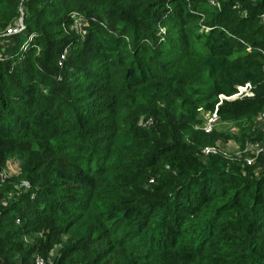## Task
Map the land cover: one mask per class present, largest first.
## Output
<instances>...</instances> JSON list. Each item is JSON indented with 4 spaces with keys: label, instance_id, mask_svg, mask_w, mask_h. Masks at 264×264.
<instances>
[{
    "label": "trees",
    "instance_id": "1",
    "mask_svg": "<svg viewBox=\"0 0 264 264\" xmlns=\"http://www.w3.org/2000/svg\"><path fill=\"white\" fill-rule=\"evenodd\" d=\"M215 1L0 0V264H264L260 159L198 155L201 112L264 143V0Z\"/></svg>",
    "mask_w": 264,
    "mask_h": 264
},
{
    "label": "rangeland",
    "instance_id": "2",
    "mask_svg": "<svg viewBox=\"0 0 264 264\" xmlns=\"http://www.w3.org/2000/svg\"><path fill=\"white\" fill-rule=\"evenodd\" d=\"M0 40L4 43L5 47L10 48L12 39L10 37H7V35H3L0 32ZM202 117V126H204L209 118L211 117V113L208 112H201ZM254 126L258 129L259 132L264 133V123L258 120L257 114L254 116ZM211 128H216L217 131L222 132L225 137H220L218 140L215 141V144L212 146L217 149V154H220L223 158H226L228 161L232 160H243L246 156V152H243L237 145L238 141H236V138L238 140V137L240 136V133L243 129V125L241 123V120H223L221 117H217V119L211 123ZM249 142V140H247ZM256 142H261L257 141ZM246 144V142H245ZM199 158L202 160L205 156L201 155L200 152H198ZM18 163L19 159L16 156L10 157L6 159L4 164L0 167V173L3 176V178L0 180V191L3 185L6 183L7 180L11 179L12 176L18 175ZM257 169H259V165H256ZM26 181V180H19L18 185L20 182ZM2 184V185H1ZM15 187H18V185L15 183ZM29 188V185L25 190ZM22 191V190H21ZM24 191V190H23ZM4 192V193H3ZM9 197V190L2 191V194H0V201H5L3 198ZM62 240L66 238V235H63ZM29 238L27 236H24L23 241L25 243H29ZM59 245H55L52 247L49 252L46 255H41L39 253H35L33 255H39L48 258L51 261V264L53 263V259L58 255ZM33 255L31 257H33ZM30 257V260L26 264H32V258Z\"/></svg>",
    "mask_w": 264,
    "mask_h": 264
},
{
    "label": "built area",
    "instance_id": "3",
    "mask_svg": "<svg viewBox=\"0 0 264 264\" xmlns=\"http://www.w3.org/2000/svg\"><path fill=\"white\" fill-rule=\"evenodd\" d=\"M209 3L213 5H218V2L215 0H209ZM258 18L261 22H264V7L260 10L258 13ZM81 24V18L78 16L73 17V21L71 24V28L75 30H79ZM21 27V19L20 17L11 25H8L4 30H1V34L3 35H10L15 32H17ZM66 49H63L60 58H63L65 55ZM10 57L8 48L5 47L4 43L0 40V61H7ZM242 96H252V91H251V85L249 83H245L243 85H239L236 87V92L230 96H224V95H219L218 99L219 102L222 99L226 100H233L238 97ZM257 118L261 122L264 123V107L257 113ZM216 120V114L215 111L211 113V117L209 118L208 122L203 126V130L205 132L209 131L211 128V123ZM151 123V119H145L142 122V125H149ZM243 152H246V156L244 157V162L247 165H250L254 162L257 161V159H260V168L264 172V143L261 142H253V143H246L244 147L241 149ZM217 149L213 146H205L200 150L201 155L205 156L209 153H216ZM4 175L0 173V180L3 178ZM28 183L27 181H22L16 187L17 191H23L27 188ZM17 222V220H16ZM32 264H51V261L43 256L39 255H34L32 258Z\"/></svg>",
    "mask_w": 264,
    "mask_h": 264
}]
</instances>
